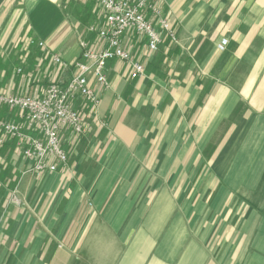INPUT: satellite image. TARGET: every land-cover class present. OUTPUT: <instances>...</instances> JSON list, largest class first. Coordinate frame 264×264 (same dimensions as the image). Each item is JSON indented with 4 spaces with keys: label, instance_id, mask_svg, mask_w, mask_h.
I'll use <instances>...</instances> for the list:
<instances>
[{
    "label": "crops",
    "instance_id": "obj_1",
    "mask_svg": "<svg viewBox=\"0 0 264 264\" xmlns=\"http://www.w3.org/2000/svg\"><path fill=\"white\" fill-rule=\"evenodd\" d=\"M160 9L176 42L151 52L126 34L144 73L112 59L107 89L90 79L101 103L73 101L85 131L60 132L66 171L35 174L15 140L0 147V264H264V0ZM102 24L95 0H0V93L65 83ZM0 119L22 122L3 106Z\"/></svg>",
    "mask_w": 264,
    "mask_h": 264
},
{
    "label": "built area",
    "instance_id": "obj_2",
    "mask_svg": "<svg viewBox=\"0 0 264 264\" xmlns=\"http://www.w3.org/2000/svg\"><path fill=\"white\" fill-rule=\"evenodd\" d=\"M103 12V24L90 26L88 31L96 34L98 44L92 47L86 40L79 42L80 54L73 66L77 72L65 83H50L40 96L0 93V106L20 114L22 122L0 119V147L8 140H15L22 156L31 163L30 171L35 174L64 171L68 155L60 140L63 128L75 136L84 131L83 114L74 108L73 101L81 98L93 109L100 106L101 98L89 81L93 79L101 88L107 86L105 74L109 60L118 59L127 63L130 78L137 79L144 73V66L135 60L123 45L128 32L146 39V47L156 52L168 39L176 42L175 31L169 20L162 14L160 3L164 0H95ZM27 46L35 44L27 40ZM39 47L43 43H37ZM226 39H221L217 49L223 51ZM54 64L67 68L56 55L51 57Z\"/></svg>",
    "mask_w": 264,
    "mask_h": 264
},
{
    "label": "rangeland",
    "instance_id": "obj_3",
    "mask_svg": "<svg viewBox=\"0 0 264 264\" xmlns=\"http://www.w3.org/2000/svg\"><path fill=\"white\" fill-rule=\"evenodd\" d=\"M108 82V81H107ZM109 87V83H107V86L103 87L102 89H107ZM98 111V108L96 109H93L92 112H97ZM86 115V114H85ZM101 125L102 126H107L106 122L104 123L103 121H101ZM84 131H85V121H84ZM84 131L82 134H84ZM82 134L76 136L77 138L80 137ZM221 137L223 138V136L219 135V136H210L208 139H207V142H208V145L206 147V150L203 151L202 155L206 158V159H209L213 153V150H214V147H215V143L219 144L220 140H221ZM196 158H199V156L197 155ZM198 168H192V175H198L197 172H199V170H197ZM67 168L64 170L66 171ZM203 170V169H202ZM210 171V168L207 167V171L206 173L208 174ZM58 172H63V171H58ZM44 174V173H43ZM12 201L17 203L18 202V199L15 198V197H12Z\"/></svg>",
    "mask_w": 264,
    "mask_h": 264
}]
</instances>
